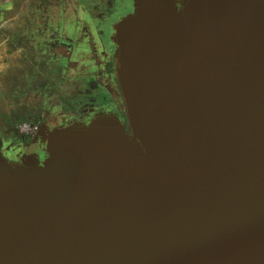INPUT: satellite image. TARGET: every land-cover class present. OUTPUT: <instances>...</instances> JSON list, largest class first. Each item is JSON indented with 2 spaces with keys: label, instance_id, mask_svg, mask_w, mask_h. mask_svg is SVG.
I'll return each instance as SVG.
<instances>
[{
  "label": "water",
  "instance_id": "95a60500",
  "mask_svg": "<svg viewBox=\"0 0 264 264\" xmlns=\"http://www.w3.org/2000/svg\"><path fill=\"white\" fill-rule=\"evenodd\" d=\"M116 116L0 158V264H264V0H135Z\"/></svg>",
  "mask_w": 264,
  "mask_h": 264
},
{
  "label": "flooded vegetation",
  "instance_id": "af4514ba",
  "mask_svg": "<svg viewBox=\"0 0 264 264\" xmlns=\"http://www.w3.org/2000/svg\"><path fill=\"white\" fill-rule=\"evenodd\" d=\"M134 5L135 0L0 5V158L43 166L50 133L90 127L106 116L118 117L131 134L115 38Z\"/></svg>",
  "mask_w": 264,
  "mask_h": 264
},
{
  "label": "crops",
  "instance_id": "0c3cea01",
  "mask_svg": "<svg viewBox=\"0 0 264 264\" xmlns=\"http://www.w3.org/2000/svg\"><path fill=\"white\" fill-rule=\"evenodd\" d=\"M12 0H0V5L2 4H6V7L8 6L9 2H11ZM2 3V4H1ZM2 7V6H1Z\"/></svg>",
  "mask_w": 264,
  "mask_h": 264
}]
</instances>
